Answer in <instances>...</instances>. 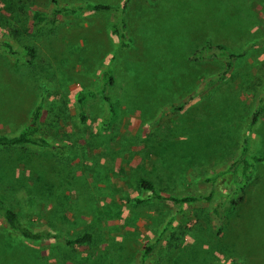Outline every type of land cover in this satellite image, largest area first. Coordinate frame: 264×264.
Listing matches in <instances>:
<instances>
[{"label":"rangeland","instance_id":"374dc122","mask_svg":"<svg viewBox=\"0 0 264 264\" xmlns=\"http://www.w3.org/2000/svg\"><path fill=\"white\" fill-rule=\"evenodd\" d=\"M89 3L110 9L32 17ZM0 40L16 51L0 48V134H17L41 104L51 146L0 149V196L26 226L61 235L35 244L0 219V264H264V115L248 136L264 96V0H0ZM217 45L239 56L227 75ZM106 68L116 117L106 122L98 94L81 120L74 95L99 91ZM246 138L263 161L218 219ZM140 179L201 201L151 199ZM84 233L89 244L65 241Z\"/></svg>","mask_w":264,"mask_h":264},{"label":"trees","instance_id":"16d2710c","mask_svg":"<svg viewBox=\"0 0 264 264\" xmlns=\"http://www.w3.org/2000/svg\"><path fill=\"white\" fill-rule=\"evenodd\" d=\"M82 9L90 11H100V10H109L110 8L102 4L89 3L86 4L84 8H72V7H59L51 11V13H45L42 11H34L32 14L33 20L37 22H42L50 17L54 18L58 15L68 16L75 15ZM112 34L116 37L118 47L121 49H127L131 46V39L126 34V26L124 22L116 21L112 26ZM0 48L4 49L8 53L15 55L16 51L13 44L8 40H0ZM213 46L209 42L205 44L202 48H199V54L203 53L211 54ZM217 51L220 53L219 56L223 57L226 60L225 69L223 75H227L233 67V61L239 56L232 53H227L226 48L222 45H217ZM30 58H33V51H29ZM103 85L101 89L97 92L94 91H78L74 95V100L78 105L80 111L81 120H85L86 116L84 114V103L87 100L93 99L96 95H101L103 101L107 104L109 113L107 121L110 123L116 117V110L111 103L109 97L107 96V89L112 85L113 78L109 68H106L102 74ZM42 115L41 104L37 105L33 111L32 117L27 125H25L17 134L13 136L2 135L0 134V149L8 147H17V146H32L35 148L46 149L50 148V144L45 138L40 136L38 122ZM264 115V96L261 98L259 104L254 110L251 118L248 129V136L251 132L253 126L258 122V120ZM263 158L253 153L248 146V138H246L241 146L238 159L233 162L229 168L228 172L233 174L234 178L232 180L231 190L227 193L226 197L219 201L215 208L213 209V214L218 219H223L224 216L233 213L236 208L244 201V196L246 189L251 182L255 165L261 163ZM140 187L149 192V196L154 200L168 201L174 204L179 203H193L201 201V198L195 196H171L164 195L157 192L151 182L145 179L139 180ZM206 199H209L206 198ZM0 219L3 221L5 226L12 233L20 235L23 239L32 242V243H41L46 240L59 239L61 235L50 230H36L32 229L20 220L17 212L11 205H9L2 197L0 196ZM63 238V237H62ZM64 239V238H63ZM92 240L91 234L84 233L80 236L74 237L72 239H65L66 243L69 245H86L89 244Z\"/></svg>","mask_w":264,"mask_h":264}]
</instances>
